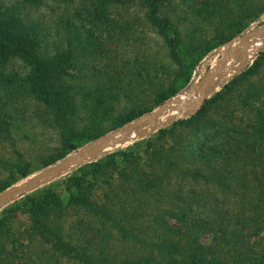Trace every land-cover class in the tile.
<instances>
[{"label": "trees", "instance_id": "16d2710c", "mask_svg": "<svg viewBox=\"0 0 264 264\" xmlns=\"http://www.w3.org/2000/svg\"><path fill=\"white\" fill-rule=\"evenodd\" d=\"M121 1L81 0L84 17H63L64 32L51 44L28 5L0 7V135L13 137L30 115V99L59 135L55 152L37 164L17 151L0 193L168 101L196 65L264 12V0H180L183 11L174 17L161 13L173 0H135L163 37L171 65L138 56L133 70L124 63L127 70L89 74L88 49L99 36L88 26L103 25ZM13 61L23 68L10 67ZM125 99L133 101L123 106ZM235 105L249 111L248 121ZM206 184L220 190L207 194ZM19 211L29 224L16 226ZM204 233L211 234L208 243ZM70 263L264 264V48L196 113L0 209V264Z\"/></svg>", "mask_w": 264, "mask_h": 264}, {"label": "rangeland", "instance_id": "374dc122", "mask_svg": "<svg viewBox=\"0 0 264 264\" xmlns=\"http://www.w3.org/2000/svg\"><path fill=\"white\" fill-rule=\"evenodd\" d=\"M36 3L38 5H36ZM70 3L71 2H65L64 0H42L41 2L36 1L34 4H30V0H0V7L12 6V5L21 6L22 4L28 5L29 8L33 11V13H35L34 14L35 17L39 19V21H41L44 27V31H46L47 35L49 36L48 43L51 44L54 43L53 41L57 37H60L64 32V27L62 23L63 17H68V16L74 17L76 15L78 18L84 17L83 14H80L81 11H79L81 10L84 3L81 2V0L75 3H71V4ZM117 4L118 5L113 6L111 8V10L109 11L110 12V16L108 17L109 19H107V21H105L103 25L99 27H95L93 24H91L88 26L89 28H93L95 30V34L99 36L97 40L100 43V44L96 43L95 40H92V42L94 43H92V45L88 49V52L90 53V57H89L90 61L87 69L89 70L88 73L92 74L94 73L93 69H98V68L113 72L117 68V66L118 68H123L127 70L128 68H125L123 66L124 63L130 66V70H133L134 69L133 63L138 56L140 57L141 60H144L146 58L152 59L154 62H156L158 66H160L159 65L160 63H163L165 65H171L169 61V57L167 55V48L165 45V41L162 36L158 35L155 32L154 27L147 22V15L144 7L138 1L135 0H122ZM182 7L183 6L180 5V0H173L172 3L170 4V7H164L161 13L176 17L182 13L183 11ZM260 17L254 20L253 22H251V24L248 26L246 30H244L239 35L235 36L233 39H231L229 42H227L219 49L215 50L212 54L207 56L200 64L196 65L194 71L191 74L189 82L179 91H177V93H175L168 101H172L173 98L183 93L189 94L195 91L202 84L204 78L206 77L207 73L210 72L211 68L214 65L218 64L219 61L222 60L225 56H227L228 58L226 62L217 73L218 78L216 82L212 83V85L215 86L217 90H221L222 84L217 85V82L221 79L224 80L228 75L233 74L235 72V68L240 63L241 56H239L236 59V54L240 51L241 49L240 45H242V41L239 39V37L242 36V34H244L245 32L255 30L263 26L264 20L261 19ZM184 38L187 45L190 46V48H192L194 40H192V38L186 33ZM261 47L262 48H260L254 56L250 57L248 62L253 61V59L258 55L259 51L264 48V45ZM10 63H11L10 67L19 65V69L23 68L21 61H17L16 64L15 61ZM146 89H149V86ZM132 101H133L132 99H125L122 105L123 106L130 105ZM161 105L155 107L148 113L158 109ZM236 106L237 105H235L234 108L236 109L237 114L243 116L246 119L245 121H248L247 119H249L251 116L249 111L242 110L239 107L236 108ZM41 108L42 107L36 101L32 99L28 100L25 104L24 110L30 115L29 116L27 115L28 118L20 120V126L13 133V137L7 139L3 135L2 136L0 135V180H4L6 177H8L9 168L12 162H14V160H16L17 157H19V153L17 151L22 153L24 155V158H26L27 160L31 161L34 164H37L40 156H42L43 154L55 152L59 144V135L55 129H53L51 126L47 125L46 122H44L45 121L44 119L40 118L37 115L38 111H41ZM166 111H164L158 119L150 120L149 122L144 123L143 128L149 129L151 126L155 124L157 120H165L173 116L177 117L175 120H179L186 118L188 116V115H184V113L182 115H177V116L170 115L168 114L169 112ZM213 115L215 116V118H217L220 114L214 111ZM227 119L233 125V119L232 120L230 118ZM217 120L223 121L222 119H217ZM236 120L237 118L234 119V121ZM131 122H129L128 124H130ZM128 124L124 125L119 129H113L107 131L98 138L109 135L116 130H120L125 126H127ZM141 137L142 136L136 130H133L129 134V136L119 145L114 147H109L100 154H98L97 156H94L82 162L81 164L89 162L90 160H93L96 157L104 153H107L115 148L124 147L129 144H132L135 141L139 140ZM210 140L212 141L213 137H211ZM215 140L221 141L222 139L219 140L215 139ZM88 144L83 145L80 149L87 146ZM81 164L70 165L71 167H69V169L59 174L50 176L46 180H43L37 186L32 188V190H30L29 192L33 191L39 186H42L58 178L61 175L68 173L69 171L73 170L74 168L78 167ZM42 170L43 169L36 170L26 178L20 179V181H18L16 184H22L23 182L27 181L29 178H31L32 176H34L35 174H37ZM14 185H11L10 187ZM201 187L203 188L204 191L206 190L205 193L207 194H210V192H215L217 190H220L219 188L213 186L212 184H206ZM25 194L18 195L12 198L4 206L14 202L15 200L21 198ZM226 194L228 197H223V198H226L228 200V203H231L230 202L231 196L228 195L229 193ZM16 219H17L16 226L27 225L30 222L28 215L21 211L16 213ZM201 237H202L201 239H203L204 242L208 243L211 239V234L204 233L202 234Z\"/></svg>", "mask_w": 264, "mask_h": 264}, {"label": "water", "instance_id": "95a60500", "mask_svg": "<svg viewBox=\"0 0 264 264\" xmlns=\"http://www.w3.org/2000/svg\"><path fill=\"white\" fill-rule=\"evenodd\" d=\"M260 18L264 20V12ZM252 37H256V38L263 37L264 38V25L258 29L245 32L244 34H242V36L239 37V39L242 41L243 48L240 49V51L236 54V59L239 56H241L240 63L235 68V72L233 74L228 75L224 80L222 79L219 80L217 82V85H221L224 81H228L229 79H231L234 75L238 74L242 70V68L246 65V63L250 59V57H247V51L251 45ZM223 64H224V61L222 62V65ZM211 82H212V78H209L207 83L204 86H202V97L194 108H187V109L183 108L181 110L184 112V115L194 114L202 107L205 100L210 96V94L215 89V86H213ZM170 102L171 101H167L163 103L158 109L143 115L138 120L131 122L124 128L120 130H116L109 135L96 139L94 142L88 144L82 149L76 151L75 153L70 154L69 156L61 160L59 163L46 167L45 169L38 172L37 174H35L34 176L29 178L27 181L23 182L22 184H16L6 189L5 191L1 192L0 193V208L3 207L12 198L29 192L30 190H32V188L37 186L43 180L48 179L50 176L59 174L69 169L70 165L81 164L82 162L94 156H97L98 154L103 152L105 149L119 145L129 136V134L133 130H136L142 137H144V136L150 135L151 133L155 132L158 128H161L163 126H166L169 123L174 122V120L177 118L175 116L169 117L165 120H157L155 124L151 126L149 129L143 128L144 123L149 122L150 120L158 119L162 115V113L166 111L167 105Z\"/></svg>", "mask_w": 264, "mask_h": 264}, {"label": "bare ground", "instance_id": "6f19581e", "mask_svg": "<svg viewBox=\"0 0 264 264\" xmlns=\"http://www.w3.org/2000/svg\"><path fill=\"white\" fill-rule=\"evenodd\" d=\"M263 37H252L251 39V45L247 51V57H252L254 56L257 51L261 48V46H263ZM241 49L243 48L242 45ZM227 56H225L222 60L219 61L218 65L216 66V68L214 69V72L211 76L212 78V82L214 83L216 82L218 75L217 73L219 72V70L223 67L222 62L224 61V63L227 60ZM217 71V72H215ZM224 73V71H223ZM228 73V72H227ZM202 97V89L199 91H193L192 93H190L189 95H180L178 97H175L172 99V101L167 105V111L169 112L168 114H173V115H182L184 112L181 111L183 108H194L198 102L200 101ZM173 111V112H170ZM120 135V134H119Z\"/></svg>", "mask_w": 264, "mask_h": 264}]
</instances>
